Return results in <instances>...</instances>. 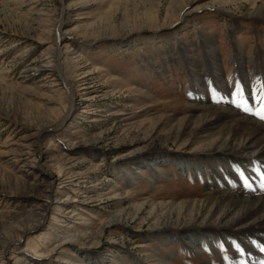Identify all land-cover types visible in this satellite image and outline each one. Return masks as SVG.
I'll use <instances>...</instances> for the list:
<instances>
[{"label": "rangeland", "instance_id": "obj_1", "mask_svg": "<svg viewBox=\"0 0 264 264\" xmlns=\"http://www.w3.org/2000/svg\"><path fill=\"white\" fill-rule=\"evenodd\" d=\"M259 7L264 8V0H40L24 5L0 0V260L4 253L8 264L264 263V240L247 241L251 254L234 242L194 252L189 244H203H193L184 234L203 226L195 220L190 226L167 222L169 207H158L212 201L218 194L208 184L225 171L213 169L207 158L213 150L194 144L195 139L182 143L185 136L177 138L169 120L187 124L195 112L189 105L196 88L190 59L208 68L210 53L231 85L243 79L242 65L257 70L249 73V81L260 77L264 17L249 16ZM61 22L70 34L57 46ZM68 44L80 50L83 64L98 68V92L91 94L99 97L89 103L88 113L82 112L83 102L69 112V91L62 84L61 93L45 67L23 78L26 67L42 65ZM75 51L72 56L79 54ZM60 63L68 77L70 63L66 58ZM204 75L213 74L206 70ZM210 79L203 81L206 87H212ZM210 92L220 94L219 89ZM233 94L227 90L224 96ZM199 113L209 114L206 109ZM43 126L50 127L38 138ZM34 143V155L17 162L27 150L23 145ZM37 144L43 158L38 166H28ZM179 156L211 167L180 169L173 161ZM256 167L252 171L264 175V164ZM52 171H62L66 181L45 188L42 183ZM214 228L208 229L223 232L219 225ZM12 237L20 240L12 242ZM26 253L31 257L22 256Z\"/></svg>", "mask_w": 264, "mask_h": 264}, {"label": "bare ground", "instance_id": "obj_2", "mask_svg": "<svg viewBox=\"0 0 264 264\" xmlns=\"http://www.w3.org/2000/svg\"><path fill=\"white\" fill-rule=\"evenodd\" d=\"M17 1L24 5L25 2H39L40 0ZM66 9L67 12H72L74 7H72V5H68ZM249 16L264 17V8L259 7L255 13ZM57 29L58 33L56 37V44L58 46L61 37L65 36L64 38H66L70 32L63 31L62 22L58 25ZM76 37L80 38L79 36ZM71 41L73 42L72 44H75L76 38L73 36ZM72 44L65 45L64 48L58 47L55 53L53 51L50 57L43 59L41 62L42 65L31 68L26 67L23 71L26 75L23 76V78H25V80H29L32 78V72L34 73L35 71L40 70V68L45 67L46 74L54 77V86L62 87L63 84L69 91L68 93L70 94L72 102L71 105L68 106L69 112L78 104L83 102L85 105L82 112L88 113L90 110L88 108L93 106L89 105V103H92L97 97H99L98 94H91L94 91L98 92L96 88L97 85L96 83L94 84L95 79H97L96 74L98 73V68L95 69L93 66L91 68L83 64L81 62L82 55L79 50L82 47L78 48L79 51H75V48H72ZM129 45L131 46L130 41L126 43V46ZM84 48L87 49L86 47ZM240 50L241 49H239V51ZM74 51L76 53L79 52V54L72 56ZM62 58H66V60L70 63L69 66L71 71L68 77L65 76V73H63L65 68L63 67V64L61 65L60 63ZM262 58L264 62V53ZM206 59L208 62L207 64H209L208 68L202 69L201 65H197V61H192L191 59L188 60L192 66H190V71L195 80V85L193 86H196V88L193 87L195 91H193L194 99L192 102L194 103L189 104L191 108H194L195 112L190 114L189 123L186 124L184 121L176 119L169 121L172 126L171 128H177V133L175 135L177 138L185 136L182 143L185 144L195 139L192 141L194 144H203V146L207 149H212L213 153L209 154L207 158L211 159L210 163H212L213 169L214 167H218L221 173L225 171L223 172V175L225 176L222 175L224 178L221 175L218 176L219 172L217 170L216 171L218 173L216 172L215 174H211L213 178L216 176L219 178V180L214 178L213 182L208 184V186L215 185L214 187L217 188V192L215 194H218L212 201L205 198L200 200H187L182 203L164 202L158 205V207L159 209L161 207H169L165 212L167 222H171L175 219V223L182 222L186 223L184 226H190V223L193 222L192 220H195L199 222V225L203 226L199 232L184 234L190 239V242L192 241L193 244H203L202 246H197L196 248H193L189 244V249H195L194 252L200 248L204 249L206 247L221 249L223 246L222 243L233 244L234 242V246L240 245L242 249H246L251 254V250H248V248H250V246L247 245L248 242L251 244L254 241L260 242L264 240V175H259L258 171H252L254 167L257 168L256 166L258 163L264 164V119H261L260 116L256 114L258 110L264 107V71L259 74L260 77H257L258 79L253 76L257 80L251 79L249 81V73L257 70H254V66L251 71L247 70L245 67L243 68L244 65L239 66L238 68L239 71L240 69L242 71L243 79L237 78L238 82L235 86L230 83L228 84L227 80L223 77L222 66L217 59H215L210 53ZM252 59L253 57L249 60V62L254 60ZM206 70H211V73L213 74L209 77L211 78L210 80H212L211 82L214 80L212 87H206L204 85L205 83H203V81L205 82L209 79L208 77L204 78V71ZM184 71H186V68ZM70 81L71 85L69 83ZM239 85L243 86V92L238 90ZM213 89H216V91L219 89L220 94H214L215 96L212 97L210 91ZM60 90H62L60 91L62 93L64 91L63 87L60 88ZM227 90H232L235 94L231 97L224 96ZM245 108H250L251 111H246ZM202 109L208 110L209 114L199 113ZM99 111L102 112V109ZM112 114H114V112ZM122 114L126 115L122 112H119L118 115ZM64 122L65 119L62 121L60 120V125ZM46 127L50 126H43L39 129L37 134L38 138L42 137H40L39 132ZM37 146H39V148L38 152H36V158L31 160L32 162L31 164H28V166H38L40 163L39 157H41V159L43 158V153L40 150V144H37ZM35 147L36 143L33 145H23V149L26 148L27 150L18 157L17 162L23 160V156L32 157L34 155ZM256 151L258 154H252ZM38 153H42V155ZM173 161L178 162L180 169L182 168L183 170H201L203 166L202 164L211 167V165L207 164L206 161L195 159L193 157L187 158L186 156H179L174 158ZM238 161H240V163ZM41 163L46 165V162L43 160ZM62 173V171L59 173H55L53 171L47 173V176L49 177L47 179L45 178L42 184L46 186L45 188H52L54 182L56 181H59L62 184L65 183L66 180H62L64 179ZM37 186L38 185L36 184L34 185V187ZM159 209L156 212H158ZM45 211H48V209L46 208ZM156 212L155 214H157ZM40 215L42 216L41 219H45L47 213ZM39 224L41 223H34L27 231H31L33 228L35 229V227ZM217 225L222 227L219 231L223 232L220 234H216L217 231L209 230H215L214 227ZM230 230H238L240 233L231 234L229 233ZM245 235H248V237H245ZM12 238V242L17 239L18 241L20 240V238ZM11 241H8L7 243ZM4 248L6 247L4 246ZM27 250L28 249H26V252ZM26 255L30 256L29 253L22 254V256ZM1 256L2 259L0 262L2 264H8L5 259L6 255L2 253ZM36 256H41V254H32V257ZM26 257L28 259V256ZM253 260L251 259L252 263L251 261H249V263L259 264L261 262H257V259L256 261L254 260V262ZM163 263L171 264L168 261H164Z\"/></svg>", "mask_w": 264, "mask_h": 264}, {"label": "snow or ice", "instance_id": "obj_3", "mask_svg": "<svg viewBox=\"0 0 264 264\" xmlns=\"http://www.w3.org/2000/svg\"><path fill=\"white\" fill-rule=\"evenodd\" d=\"M238 90H239L240 92H243V86H242V85H239V86H238ZM258 99H259V98H258ZM245 110H246V111H251L250 108H245ZM256 114H257L258 116H260L261 119H264V107H262L260 110H258ZM237 247H239V246H237ZM262 250H264V249H262ZM241 251H242V249H241Z\"/></svg>", "mask_w": 264, "mask_h": 264}]
</instances>
